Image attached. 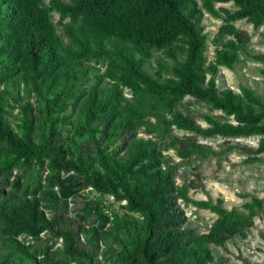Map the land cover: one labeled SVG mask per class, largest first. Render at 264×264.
<instances>
[{
	"label": "trees",
	"instance_id": "trees-1",
	"mask_svg": "<svg viewBox=\"0 0 264 264\" xmlns=\"http://www.w3.org/2000/svg\"><path fill=\"white\" fill-rule=\"evenodd\" d=\"M229 3L236 9L216 7ZM205 12L223 22L210 62L198 27ZM243 20L264 26V0H0V264H213L212 244L264 218V198L246 203L247 214L220 199L193 200V182L179 185L165 154H218L198 136L259 137L254 152L245 150L254 154L248 163L262 162L264 97L216 83L220 68L232 69L247 50L251 37L235 25ZM155 53L162 58L151 75L145 66ZM253 58L264 66V54ZM104 62L100 73L94 65ZM187 97L223 121L206 116L204 128L177 112ZM68 110L73 134L61 143ZM162 122L171 138L174 128L194 136L163 144ZM77 139L92 152L82 153ZM80 195L88 203L70 215ZM107 198L125 212H109ZM180 202L217 216L208 233L186 226ZM94 211L97 225L89 222ZM108 239L115 253L103 246Z\"/></svg>",
	"mask_w": 264,
	"mask_h": 264
},
{
	"label": "rangeland",
	"instance_id": "rangeland-1",
	"mask_svg": "<svg viewBox=\"0 0 264 264\" xmlns=\"http://www.w3.org/2000/svg\"><path fill=\"white\" fill-rule=\"evenodd\" d=\"M199 5H201V1H199ZM216 7H224L232 11L236 9L232 3L217 4ZM58 19L59 16L54 14L53 21L57 23ZM222 23L221 19L205 12L198 25L208 37L206 55L209 62L214 59L216 46L213 40L217 37ZM235 25L241 31L247 33L251 37V40L246 52L240 54L239 61L232 69L220 68L216 77L217 86L220 90L229 88L237 93L240 92L241 86H244L264 97V74L262 73L264 66L253 58V55L264 54V26L255 30L251 24L244 20L236 22ZM58 30L60 33L61 28L58 27ZM156 57L162 58V55L155 53L154 57L145 66L146 71L151 75H154L156 71ZM94 67L101 73L106 68V62L94 65ZM9 91L11 96L16 95L14 89L10 88ZM126 93L127 97H129L130 95L127 91ZM29 100L33 103L32 99L29 98ZM176 110L184 115H190L198 125L204 128L209 127L205 120L206 116L216 117L221 122L224 119L220 111H214L206 104L189 97L185 98L177 106ZM17 113V109L11 111L10 118L12 121H15L14 117ZM64 117L66 120L58 127L59 133L57 135V141L61 143L66 140L67 135L73 134V125L69 122L75 118L72 110H68ZM164 117L167 119L168 115L164 113ZM153 122L155 121L153 120ZM164 129L165 124L162 122L158 124L156 133L158 134V141L166 145L171 142L173 137L194 136L191 133L174 128L171 130V135L173 136L171 138L165 134ZM157 134H152L151 137L155 138ZM141 136L148 137L144 133H141ZM196 138L200 144L205 147H212L218 154L207 157L193 155L189 159H181L177 155L176 149L170 148L166 150L165 154L170 157L172 163L178 166L177 183L182 185L183 183L193 182L194 186H191L189 190V196L193 200L211 199L216 203L220 199L223 201L226 209H235L240 213L247 214L244 209L246 203L250 202L253 197L264 198V154L260 155L262 162L251 164L247 162V159L254 154H248V151L245 150L248 149L254 152L259 144V137L222 138L217 136L205 138L198 136ZM77 140L82 153L88 154L92 152V146L89 142ZM230 146L233 149L223 152ZM26 176L32 179L33 176H37V173L29 172ZM97 198L98 196L95 193L91 194L90 198H88L91 203L90 206H94ZM88 200H85L81 196L75 201H71L70 215H74L75 212L83 209L87 205ZM105 202L110 207L109 212L112 210L118 211L121 214L125 212L121 204L113 203L111 198L105 199ZM180 208L184 210L186 226L197 230L201 234L208 233L217 219V216L212 212L199 209L191 203L186 205L180 202ZM106 215L109 216L110 214ZM98 216V212L94 211L89 218V222L97 225ZM108 227L109 225L105 229H108ZM58 243L60 244L61 242L58 241ZM102 244L106 248L109 247L111 253H115L117 250V246L109 239L106 243ZM211 249L215 259L213 264H264V218L255 217L254 224L250 228L244 229L240 234L228 238L221 245L212 244ZM98 259L100 260L101 257L98 256Z\"/></svg>",
	"mask_w": 264,
	"mask_h": 264
}]
</instances>
